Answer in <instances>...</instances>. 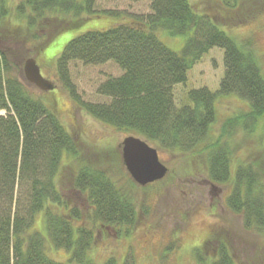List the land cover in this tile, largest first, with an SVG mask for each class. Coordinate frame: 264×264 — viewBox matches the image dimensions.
<instances>
[{"label": "trees", "instance_id": "trees-1", "mask_svg": "<svg viewBox=\"0 0 264 264\" xmlns=\"http://www.w3.org/2000/svg\"><path fill=\"white\" fill-rule=\"evenodd\" d=\"M148 1L146 15L128 19L120 11L107 10L116 23L104 30L83 31L65 42L55 63L60 84L81 110L102 124L164 150L202 154L208 179L228 187V210L241 216L245 230L264 236V151L259 157L249 153L232 165L231 139L236 130L250 136L260 127L264 144V77L251 44H238L190 0ZM218 1L230 10L240 2ZM93 4L94 0H22L16 7L21 22L16 20L35 32L49 20L51 26L53 15L62 13L69 16L63 25L69 28L94 12ZM8 15L0 0V21ZM159 29L171 35L191 34L178 53L160 41ZM218 46L224 66L218 88H189L184 101L175 104L173 87L185 82L188 69ZM75 60L92 65L112 61L121 69L120 75L107 77L97 87L96 93L107 100L92 102L77 94L68 74V64ZM228 94L242 98L248 110L226 118L223 131L213 135L216 101ZM62 125L12 73L11 62L0 50V264H65L48 254V243L66 250L69 261L76 264H118L114 257L103 262L89 257L93 226L133 227L135 199L104 169L86 165L70 178L74 196L63 194L56 177L63 160L77 157L78 152ZM37 217L43 232L34 226ZM83 219L91 227L82 225ZM215 240L211 235L196 248L198 264H240L226 240ZM207 246L211 252H204Z\"/></svg>", "mask_w": 264, "mask_h": 264}, {"label": "rangeland", "instance_id": "rangeland-1", "mask_svg": "<svg viewBox=\"0 0 264 264\" xmlns=\"http://www.w3.org/2000/svg\"><path fill=\"white\" fill-rule=\"evenodd\" d=\"M21 1L4 0L10 15L0 21V50L11 62L12 73L19 77L32 95L55 113L76 143L78 155L61 163L56 177L58 186L63 194L74 196L70 190V178L78 167H101L115 182L129 189L135 199L136 220L133 227L93 226L94 240L89 257L96 262L114 257L118 264H198L196 248L215 235V243L219 239L226 240L238 263L264 264V236L245 230L241 216L228 210L225 202L227 185L213 182L220 191L212 197L202 154L183 155L147 141L157 149L167 173L153 183L138 185L126 171L120 154V142L125 136L134 134L118 131L86 114L60 84L55 63L65 42L83 31L104 30L116 23L117 18L107 15V10L120 11L128 19L130 15H146L150 12L149 1L94 0V12L88 16L84 14L74 26H63L68 23L69 16L58 13L53 15L51 26L49 20L44 25H38L35 32L18 24L21 20L16 7ZM190 1L194 8L209 15L238 44L249 41L264 77V0H240L231 10L223 7L218 0ZM156 34L166 47L180 53L191 31L171 35L159 29ZM222 55L223 50L219 46L212 47L188 69L185 82L173 87L175 104L184 101L189 88L205 87L212 91L218 88L224 72ZM28 57H33L41 74L55 83L53 89L42 90L26 79L23 64ZM68 69L77 94L92 102L107 100L96 93L97 87L107 77L118 76L122 72L112 61L92 65L75 60L69 62ZM215 108L217 116L212 124L213 135L223 131L222 123L226 118L247 111L248 105L235 94H228L218 97ZM260 135V127L250 136L236 130L231 139L234 151L232 165L245 160L252 152L256 157L260 156L264 151ZM77 203L83 210L87 209L85 202ZM39 219H35L34 226L43 232ZM81 223L91 227L88 220L83 219ZM205 251L211 252V248L207 246ZM47 252L55 260L76 264L69 261V253L64 249H55L48 243Z\"/></svg>", "mask_w": 264, "mask_h": 264}, {"label": "water", "instance_id": "water-1", "mask_svg": "<svg viewBox=\"0 0 264 264\" xmlns=\"http://www.w3.org/2000/svg\"><path fill=\"white\" fill-rule=\"evenodd\" d=\"M23 73L26 79L42 90H51L55 83L45 78L33 57L24 60ZM121 143V159L131 179L138 185H146L162 179L167 167L158 157L157 149L135 135H127Z\"/></svg>", "mask_w": 264, "mask_h": 264}, {"label": "flooded vegetation", "instance_id": "flooded-vegetation-1", "mask_svg": "<svg viewBox=\"0 0 264 264\" xmlns=\"http://www.w3.org/2000/svg\"><path fill=\"white\" fill-rule=\"evenodd\" d=\"M207 183L210 185V190H211L212 197L213 196L216 197L218 191H220V190H218L219 189L218 186L216 184H214L213 182H211V181H207Z\"/></svg>", "mask_w": 264, "mask_h": 264}]
</instances>
